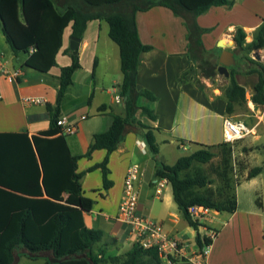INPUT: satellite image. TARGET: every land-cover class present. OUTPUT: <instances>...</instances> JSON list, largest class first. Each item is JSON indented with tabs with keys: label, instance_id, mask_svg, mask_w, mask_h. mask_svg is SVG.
I'll list each match as a JSON object with an SVG mask.
<instances>
[{
	"label": "crops",
	"instance_id": "0c3cea01",
	"mask_svg": "<svg viewBox=\"0 0 264 264\" xmlns=\"http://www.w3.org/2000/svg\"><path fill=\"white\" fill-rule=\"evenodd\" d=\"M263 19L264 0H234L231 5H213L197 15L198 23L208 28L201 33L202 57L219 63V55L226 48L222 45L231 46L227 48L233 51L236 62L229 65L228 70H235L236 80L245 86V95L248 93L247 109L242 112L241 119L253 130L239 139L240 143L237 141L232 153L240 154L244 161L241 179L235 186L236 207L232 211L214 209L211 218L202 220L198 227L200 233H205L207 227L216 230L205 259L207 264H264V169L250 178L244 177L250 166L264 160V104L258 105L251 98L252 84L258 75L256 71L247 70L254 69L255 64L247 63L244 55L264 63V45L247 52L231 40L240 27L245 32L244 44L250 42ZM136 22L140 39L151 45L140 53L137 86L149 89L156 96L153 101L141 98L142 103L153 107L156 118L149 119L140 112L137 117L152 126L159 145L158 157L173 163L180 155L186 154L179 149H186L189 145L193 147L192 151L210 146L217 156L221 150L219 144L224 141L223 117L227 113L224 89L216 82L223 77L225 86L229 74L216 71L214 75L206 76L202 73L200 60L188 54L183 17L169 7L157 4L139 10ZM66 27L56 54V64L53 65L59 66L57 71L52 70L53 66L47 71H39L25 65L27 53H14L0 27L2 60L7 68H20L16 78L0 73V132H26L31 136L49 126L47 103L55 104L60 66L71 62L66 51L71 27L65 34ZM221 41L223 43L219 45ZM59 54L64 58L62 63L57 62ZM78 57L80 66L71 75L72 82L66 89L59 116L77 124L76 132L65 135V139L72 153L81 154L77 159V170L85 171L81 187L94 202L89 210L71 212V220L62 229L60 249L78 239V229L84 224L99 228L115 238L107 244V252L122 253L131 248L133 242L125 224L117 217V209L124 174L132 162L139 163L142 169L137 184L139 211L160 221L169 234L186 239L191 249L196 248V229L178 210L170 183L163 186L162 192L155 191V181L160 177L155 175L157 164L137 125H126L123 138L108 155V177L112 184L107 189L102 185L100 167L88 169L106 154V149L101 147L93 149L90 155H83L94 132L106 129L113 113L123 114L125 111L124 102L114 99L122 78L119 46L109 36L104 19L88 20L80 39ZM240 75L244 80L239 79ZM27 94L40 96L44 101L25 103L22 97ZM259 157L260 163H251ZM19 213H12L7 227L0 232L2 258L1 243L13 233ZM183 223L185 230L179 234ZM52 228L51 219L41 225L35 224L30 217L25 220V233L32 240L47 238ZM17 264L47 263L42 257L21 255ZM160 264L164 263L161 261Z\"/></svg>",
	"mask_w": 264,
	"mask_h": 264
},
{
	"label": "trees",
	"instance_id": "16d2710c",
	"mask_svg": "<svg viewBox=\"0 0 264 264\" xmlns=\"http://www.w3.org/2000/svg\"><path fill=\"white\" fill-rule=\"evenodd\" d=\"M234 0H0V27L5 40L14 53L24 51V64L39 71H47L56 64V54L62 45L64 28L70 24V35L82 37L90 19H104L108 24L109 36L119 46L122 78L118 91L124 102V113H113L109 126L94 132L92 140L83 155H90L95 148H105L104 158L88 169L100 167L102 185L107 189L112 184L108 177V155L124 136L126 125H137L157 164L155 175L166 177L171 185L172 197L187 223L196 229L195 243L201 248L210 238L198 230L200 221L193 219L188 207L195 203L207 205L216 210L232 211L236 207L235 184H229L230 193L224 200H215L200 188L211 181L202 170L191 172L195 163L208 162L216 154L210 146L195 149L180 155L173 163L158 157L159 145L152 126L137 117L142 113L149 119L156 114L149 101L156 96L149 89L137 86V72L140 53L151 45L144 43L138 33L136 13L157 4L169 7L183 17L187 28L189 56L198 58L202 73L214 75L217 60L202 57L201 33L208 28L201 26L197 15L213 5H231ZM245 32L238 27L235 33L237 46L250 52L252 48L264 45V19L258 26L255 37L244 44ZM66 51L71 62L60 66L55 104L47 103L49 126L29 136L26 132H0V232L10 221L11 214L20 212L15 219L12 234L1 243L4 258L0 264H17L21 255L29 258L42 257L47 264H160L154 247H142L136 242L122 253L107 252V244L115 238L99 228L82 225L78 239L60 249L62 229L71 220V212L89 210L94 199L83 193L81 178L84 170H77V159L81 154L70 151L65 133L60 131L57 119L66 89L72 82L73 71L80 66L78 52L70 47ZM248 62L255 68L257 79L252 84V100L264 104V63L247 55ZM235 70H229V82L224 87L225 112L231 114L237 104L246 103L245 86L239 83ZM234 142L223 141L219 145L220 168L230 166ZM264 169L261 164L250 166L245 178ZM223 170V169H222ZM237 175V174H236ZM66 192V195L64 193ZM30 217L37 225L48 219L53 222L50 235L45 239L32 240L25 233V220ZM108 236V237H107ZM264 236V231H263ZM175 264H192L177 261Z\"/></svg>",
	"mask_w": 264,
	"mask_h": 264
},
{
	"label": "built area",
	"instance_id": "2783aa9c",
	"mask_svg": "<svg viewBox=\"0 0 264 264\" xmlns=\"http://www.w3.org/2000/svg\"><path fill=\"white\" fill-rule=\"evenodd\" d=\"M1 72L8 77L16 78L20 74V68H7L0 52ZM114 99L122 101L120 92H115ZM22 101L25 103L42 102L44 98L27 94L22 97ZM57 123L60 125V131L65 134H72L77 130V124L68 122L64 116H59ZM252 132V126H249L241 118L231 114H226L223 117L224 141L234 142ZM141 173L142 169L139 163L132 162L127 166L123 179L121 199L117 209V217L125 224L126 232L132 242H136L142 247H154L164 264L183 260L192 264H207L205 259L216 230L207 227V231L204 234L210 238V241L201 248L197 246L192 249L183 237L169 234L160 221L138 209L139 190L137 184ZM167 182L166 177H159L155 181L156 193L162 192L163 186ZM213 211V208L200 203H195L188 207L189 215L200 222L209 219Z\"/></svg>",
	"mask_w": 264,
	"mask_h": 264
},
{
	"label": "rangeland",
	"instance_id": "374dc122",
	"mask_svg": "<svg viewBox=\"0 0 264 264\" xmlns=\"http://www.w3.org/2000/svg\"><path fill=\"white\" fill-rule=\"evenodd\" d=\"M70 31V26L66 27L65 30V34ZM24 51H19V54L22 55ZM64 61V58H62V56L59 54L58 55V59L57 62L58 63H62ZM59 69V66H53L52 70L57 71ZM239 79L244 80L243 76H238ZM223 77H221V79H219L216 82V85H218L219 87L223 88L228 84V82L225 84H223ZM246 95H248V93L246 92ZM245 95V96H246ZM247 103V102H246ZM246 103H242V104H237L236 105V109L233 112V114H235V116L241 118L243 116L244 110L247 109ZM241 139V138H240ZM239 140V139H238ZM236 140V143L237 141ZM235 143V144H236ZM240 143V140L239 142ZM193 147L191 145L187 146L186 149H182L180 148L179 151H182L184 153H189L190 151H192ZM259 158H256L254 160H251L252 164L255 163H260ZM220 162H221V155H217L212 157V159L208 162L205 163H195L194 166L191 169V172H194L195 170H202L204 173L207 174L208 178L211 180L209 181L206 186L200 188V190L204 191L205 193H209L211 195V197L215 200H224V198H226L228 196V194L230 193L231 189H229L228 185L229 184H235V181L237 179L240 178V171L241 168L244 165V161L241 157L240 154L238 153H234L232 154V158L230 159V166H225L222 167V169L220 168ZM237 174V175H236ZM212 213L210 214V218L212 216ZM185 228H184V223H183V228L180 229L179 234L184 232ZM187 235H190L189 232H187ZM168 264H174V263H168Z\"/></svg>",
	"mask_w": 264,
	"mask_h": 264
},
{
	"label": "water",
	"instance_id": "95a60500",
	"mask_svg": "<svg viewBox=\"0 0 264 264\" xmlns=\"http://www.w3.org/2000/svg\"><path fill=\"white\" fill-rule=\"evenodd\" d=\"M80 39L81 37H77L75 35L70 36L69 47L73 53L78 52ZM231 40L234 42V45L237 44L235 38H231ZM218 42L219 40L217 41V43ZM222 46L226 48H224L219 55L218 58L219 63L217 64L216 69L219 73L228 75L229 74L228 66L234 64L236 62V59L234 57L233 51L227 48V47H231L230 45H222Z\"/></svg>",
	"mask_w": 264,
	"mask_h": 264
},
{
	"label": "bare ground",
	"instance_id": "6f19581e",
	"mask_svg": "<svg viewBox=\"0 0 264 264\" xmlns=\"http://www.w3.org/2000/svg\"><path fill=\"white\" fill-rule=\"evenodd\" d=\"M222 43H223V42L221 41V42H220V45H222Z\"/></svg>",
	"mask_w": 264,
	"mask_h": 264
}]
</instances>
